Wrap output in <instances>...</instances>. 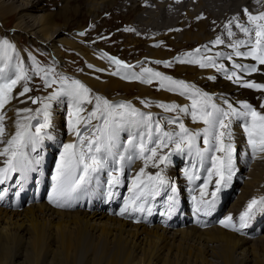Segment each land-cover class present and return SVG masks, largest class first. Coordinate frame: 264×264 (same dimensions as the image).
Returning a JSON list of instances; mask_svg holds the SVG:
<instances>
[{"label":"snow or ice","instance_id":"6c2138e0","mask_svg":"<svg viewBox=\"0 0 264 264\" xmlns=\"http://www.w3.org/2000/svg\"><path fill=\"white\" fill-rule=\"evenodd\" d=\"M247 14V23H235L246 37L230 43L228 47L233 52L227 54V59L231 60L233 56L251 58L256 64L243 65L235 63L233 67L237 71L227 72L223 64H216L212 57L202 56L195 58L200 53L197 48L195 53L189 52L186 58H176L179 63H197L201 68L215 67L217 71L226 72V78L233 83L240 84L241 87L264 91V84L257 83L254 80H245L243 74L251 75L261 71L259 67L264 65V12L253 15L244 10ZM233 22H229L225 27L228 28L229 37L235 35L231 31ZM83 35V33H81ZM214 44H224V40L217 37ZM246 51H240L241 48ZM15 47L7 40H0V60H4L3 66H0V157H3V166L0 167V184H4L13 174L20 173L21 180H27L31 173L39 170L41 158L32 156L27 150L31 147V152L42 144L45 138H51L45 131L50 127L51 101L64 95L69 98L71 110L68 112L67 126L69 131L75 136L74 142L62 145L58 161L55 166V172L51 177L52 195L49 201L56 207H71L72 201L77 198V194L85 191L93 182L96 174L104 169L108 172V195L112 196L113 188L121 185L125 169H130L137 161H143V167L139 169L132 177L130 195L125 199L119 215L126 213H144L150 212L145 204L149 197L157 195L163 186L169 181L161 174L156 172L152 174L146 172L151 164L153 168H159L161 164L167 166L170 163L172 153H182L187 151L189 155H194L199 168L205 170L206 175L202 178L198 174L197 166L186 170L187 179L195 185L196 181L202 179V183L195 186L192 191L194 211L207 215L210 213L219 197L218 193L226 189L235 173L234 154L236 148L233 146L231 128V118H241L244 123V131L247 135V143L251 149L252 158L264 154V113L257 111L255 107L247 102H241L240 108L234 107L227 100L224 103L227 109L218 106L212 102L209 94L196 89L194 85H189L184 81L173 80L171 77L164 76L159 72H154L151 68L143 69L148 77L143 80L145 83H152L154 78H158L161 87H167L169 91L178 92L180 95L190 94L192 100L191 109L187 106H181L175 103L159 104V107L169 113H180L190 115L193 122L202 123L204 127L198 131H191L180 120L179 115L168 118V124H174L178 130L168 131L159 121H153L151 114L141 113L130 103L111 104L108 100L99 96L95 97V108L87 116L82 115L85 109L82 107L84 102L92 103L89 98L90 89L83 85L79 80H69L68 77H61L60 87L50 96L40 98L28 97L33 104L42 103V108L37 109V115L42 116V122H38L33 130L30 121L35 116L21 115L22 113H31L30 108L18 109L16 121V131L9 138L5 139V118L3 111L5 106L14 98H19L30 93L32 89L28 86L31 77L24 66L17 62L11 63L9 52L14 53ZM205 51L210 49L205 46ZM217 56H223L224 53H217ZM111 62L118 69L128 68L122 61L115 57H109ZM160 63V61H156ZM166 66H171V62H165ZM44 72V86L51 88L57 83L55 78H48L47 72L36 66L35 74ZM118 74V73H113ZM140 78V77H137ZM215 79V77H210ZM19 86L21 90L13 96V91ZM26 101H21L24 103ZM264 108V104H261ZM93 120H99L100 123L93 125ZM127 126L130 129V136L126 146L121 149L119 143V130ZM203 136L205 148L199 147L198 138ZM227 138V143L225 142ZM174 145L172 152L161 155L158 150ZM211 185V192L208 191ZM172 195L169 196V213L175 209L177 203L176 188L172 187ZM3 196L0 195V200ZM264 207V197L253 198L249 201L246 209L239 216V227L233 221L232 216H228L220 223L225 228L240 231L244 228L249 219H251L253 210L257 207Z\"/></svg>","mask_w":264,"mask_h":264},{"label":"bare ground","instance_id":"6f19581e","mask_svg":"<svg viewBox=\"0 0 264 264\" xmlns=\"http://www.w3.org/2000/svg\"><path fill=\"white\" fill-rule=\"evenodd\" d=\"M43 1L44 0H0V22L3 24L4 28H7L9 20H14L11 29L8 31V33H11L14 41L16 40V38L19 39L21 35L28 36L30 41H33L41 46L43 45L44 48L50 52L51 56L56 60V62L60 64V66H62L64 62V59L62 58L63 45L74 47L80 50L87 59H91L97 62V64L89 62V65L92 66L86 65L90 70L97 71L98 73H102L103 69L106 73L109 72L108 70H112V75H108L110 79V89L108 91V94L110 96L108 97L104 94H98L91 90L85 83H83V78L79 74H75L74 71L66 70L71 77H76L83 85L90 89V94H93L94 97L99 96L103 99L108 100L110 103L124 98L131 100L137 106L148 107L155 110H163L159 107L160 102L158 103L153 98L152 101L154 104L146 103L143 100L148 99V96L151 94L149 88L143 87L144 85H140H150L149 83L143 82V80L147 77L143 75L145 73L141 69V65L137 63L140 57L136 59V61H129L131 62V65L126 69V71H129V77H123V74H121V72L124 68L118 69L117 66L111 62L109 56L104 54V52L98 51V49H96L97 47L95 46L94 48H88L76 43L74 38L80 39L84 36L80 35L79 37L78 33V35H74L73 33H71V31H69L70 25L69 18L67 16L62 20L61 23L57 22L51 16L52 14L45 15L41 13L43 12ZM85 1L86 3H89L87 12L92 15H95L96 13L99 15L101 4L110 7L119 0ZM146 1L147 0H125L123 1V5L120 6V9L124 10V12L133 8H136V14L140 12V14H138L139 16H135L136 23L134 24V22H130L131 29L133 31L132 33H134L136 38L139 39L137 42H139L141 39L140 37L143 36L146 37L147 42L157 39L159 43H162L167 40L169 45L174 43L182 44V41L186 40V44L195 45L191 48L199 47V49L201 50L199 54H196L195 58H200L202 56L216 57V59H219V61L226 64L227 69L231 71H237L238 74L242 73L239 69H235L233 67L235 63L243 65H252L257 63L251 58L235 56H233V58L229 60L227 59V54L233 52V49L228 47L230 43L246 39L244 34L235 27V23H247V14L244 11L245 9H247L248 12L252 13L253 15L264 12V0H179V3H176L181 6L179 7L178 23L180 29L184 25H189L192 19L199 20L201 17L205 16L203 20H199L196 24L197 28H200L198 31L186 30L185 32L181 33V35L179 36V40L175 38L174 30H170V28H167V26H170L174 29V27L177 25H173L174 21L176 20L175 15H172L170 19L166 18V20H173V22H168L166 25H163L165 24L164 22H159L158 17L156 19V15L154 16L153 14H151V11L148 8L149 4H144V2ZM168 3H171V1H168ZM134 4H138L139 6L134 7ZM195 6H198L197 9L199 10V12L194 11ZM94 18L96 19L97 16H94ZM230 21L233 22L231 31L235 33V35L231 37L227 35L228 28L225 27L229 24ZM157 23H162V26H160L161 24L156 25ZM4 28L2 29V27L0 26V30L2 32L6 31V28ZM77 28L83 29V27L81 26H78ZM213 28L215 29L213 30ZM169 31L172 32L170 33ZM70 34L74 35V38H71L69 36ZM153 35L155 36V38H153ZM217 37L223 39L224 44H214L213 42ZM163 38L166 39L163 40ZM205 46H207L210 51H205ZM147 48V57L150 59H156L160 62L162 60L164 61L170 56H175L174 60L176 61L175 65L177 69V74L175 75L179 78L186 79L188 82H190L191 85H194L196 89H199L201 92L209 94V96L212 97L213 103H216L218 106L227 109V105L224 103L226 99H223L222 97L228 96V93L236 95L240 98H247L249 99L248 101L255 102L259 107L261 106V102L253 96L258 94L259 96H257V98H264V91H254L248 88L241 87L240 85L233 83L232 80L227 79L226 75L222 74L220 71H217L215 67L201 68L197 63H179L176 59L178 58L177 53H172L149 44L147 45ZM183 48H187V50L190 49V47L188 46ZM183 51L181 53H186ZM240 51H246V49L242 47ZM217 53H224L225 55L217 56ZM108 54L110 55V57L116 56L112 55L113 53ZM0 55H3V53H0ZM117 57L121 58L120 56ZM119 58L116 59L119 60ZM182 58H186V54ZM1 61L3 60H0V66H3V64H1ZM259 67L262 70L252 73L250 75V78H252V80L256 81L257 83L264 84V65H261ZM138 68L142 73L137 70ZM114 72L118 74H113ZM98 77L102 78L101 76ZM117 77L125 81H135L137 83H140L139 87L143 91L140 95H145L133 96L127 94L124 96H115V89L121 88L123 90H126L128 93V91L134 87V85L122 82ZM210 77H215V79H210ZM33 79H35V77H33ZM154 80L155 78L153 79L152 83L154 82ZM30 88L33 89V84ZM145 88H147V91L145 90ZM20 90L21 88L17 86V88L13 91V96L15 97L16 93H18ZM157 91V89H154L155 93ZM53 92L54 91L52 88L49 93H42L41 98L48 97ZM163 92L164 90L162 91V93ZM170 92L176 93V95L178 97L180 96L184 100V102L179 103L178 101H174L171 99H168V101H164L160 98H154L161 100V103L164 104H171V102H176L178 105L187 106L189 107V109H191L192 100L189 98L190 94L180 95L175 91ZM26 95V103H21V97L14 98L3 109V111L6 113V118L4 121L6 129L5 139L9 138L16 131V121L19 119V117L17 116L18 109L30 108L33 110L31 113H22L21 115L34 116L37 114L33 113H35L36 110L39 109L43 102H46L42 101L40 103L33 104L31 100L28 99V97H33V95L35 94L30 92ZM57 100L58 99L51 101L49 112L50 118H53L55 120V123L61 126L64 124L67 118L65 119V117L57 114L58 108L55 106ZM93 110H91L90 112H92ZM261 111H264V108H262ZM87 113L88 110L85 109L82 115L86 116ZM183 116L184 122L186 123L187 127L191 128L192 131H198L204 127L202 123L193 122L190 115L183 114ZM235 122V117L231 118V125ZM235 130L242 131V124L241 126H238L236 123ZM119 134L120 131L118 135ZM72 137L73 134L71 133L67 139V143L71 142ZM242 143L243 142H239L238 145H241ZM3 147L4 145L0 144V148ZM158 152L161 155L164 153L159 150ZM3 160L4 158L0 157V163L3 162ZM141 167H143V161L135 165L133 169V176L136 175ZM157 169L158 168L151 167V164H149L146 172L154 174ZM245 174H247V177H245L244 183L241 185V192L234 200V202L229 206V213L234 216H237L243 208L247 207L250 200H252L253 198H257L259 195L264 193V154L259 155L253 165L245 171ZM2 189L3 184H0V191ZM8 193L9 191H7V194ZM2 203L4 204L2 205ZM2 203H0V264H41L38 262V259L41 256V252H43L42 246H44L47 235L49 233L48 225H51V223H49L48 221L58 222L56 225L59 228V244L62 248V261L64 263H68L71 258L76 255V251L80 249L85 250V247L87 248L89 241L88 235L91 233V230H95L99 227L98 229H100L103 234L113 233L116 235V245L114 246L117 251L114 252V255L110 258V262L108 264L127 263V260L122 263L119 262V257L122 255H120V250L122 248L120 239L125 232L135 236H140L141 234L145 233L147 234V236L156 237L157 240L164 242V244L177 245L179 248L184 249L187 248V244H189L184 242L188 240L192 241V239H195L194 242H199L203 245V247L201 246L202 248L200 251V255L202 257L206 258V255L219 257V259L224 264H249L250 262L251 264H264V232L257 236L249 237L247 235H242L235 231H231L224 227H221L220 224L212 225L206 228H200L196 225L169 228L159 224L148 225L146 223H135L127 218H124L123 216L108 214L103 210H89L82 200L76 199L72 201L71 207H62L59 209L50 206L44 201H40L34 204L32 203L30 206L24 208H9L6 205L8 203H11V200L9 198H4L2 200ZM40 214L45 216L48 221L43 223L40 222L37 219V216ZM23 218H28L30 220V223L26 224L24 220L21 221V219ZM3 219H5L8 223L6 226L2 227L1 221ZM67 223H71L74 226L70 227ZM12 224H16L17 228ZM26 230L29 231V233H27ZM23 234L28 235L24 237ZM179 237L181 240L177 242L176 239L178 238L179 240ZM73 250L75 251L72 253ZM48 252L49 251L47 249V253Z\"/></svg>","mask_w":264,"mask_h":264},{"label":"rangeland","instance_id":"374dc122","mask_svg":"<svg viewBox=\"0 0 264 264\" xmlns=\"http://www.w3.org/2000/svg\"><path fill=\"white\" fill-rule=\"evenodd\" d=\"M123 1L119 0L114 5L108 7L101 4V8L99 10V15L96 13L95 15L89 14L87 12L89 3H86L85 0H44L43 14L51 15L57 22H61L67 16L69 18V28L71 33L74 35H78L79 37L81 33H83V38H74V35H69L71 38H74L76 43L80 44L83 47L94 48L97 47L98 51L104 52L107 56L110 57L108 53H113L112 55L120 56L124 60L136 61L139 57V61L137 62L141 65V69L151 68L154 72H159L164 76L171 77L173 80L184 81L185 83L190 84L186 79L179 78L175 74H177L176 69V61L174 60L175 56H170L166 58L164 61L162 60L160 63H156V59H150L147 57L148 48L147 45H153L155 47L162 48L163 50L177 53V57H183L185 54L189 52H195L197 48H191L195 46L193 44H186V40L182 41V44H171L169 45L167 40L162 43H159L157 39L146 41V37L136 38L135 34L132 33L130 22L136 23V14L135 9L124 10L120 9V6L123 5ZM163 3H161V2ZM168 1L171 3H168ZM179 0H147L144 4H149L148 8L151 11V14L156 15V19L158 17L159 22H164L166 25L168 22H173L170 20H166V18L170 19L172 15H175V21L173 25H176L170 30H174L175 38L179 40V36L182 32L186 30L194 31L199 30L196 24L199 20H203L205 18L201 17L199 20L192 19L189 25H184L181 29L179 28V7H181L178 3ZM157 4V5H156ZM172 4V5H171ZM139 6L138 4H134V7ZM145 7V6H144ZM163 7V8H162ZM171 7V8H169ZM198 6L194 7V11L199 12L197 9ZM157 11V12H156ZM159 15V16H158ZM94 16H97L95 19ZM139 16V15H138ZM152 16V15H151ZM135 18V19H134ZM155 19V21H156ZM135 20V21H134ZM14 20H9L8 27L6 31L2 32L0 30V40H7L10 44H12L16 51L14 53L9 52L8 55L11 56V63H21L25 70L28 72L31 77V81L28 86L31 87L33 84V89L31 93H34L33 98L37 95L41 98L42 93H49L53 88V91H57L60 87L59 80L61 77H68L69 80H79L76 77H71L67 71H74L75 74H79L83 78V83H85L91 90L98 94H104L107 97L110 96L108 91L110 89L109 86V76L112 75L111 71L106 73L104 69L102 73H98L97 71L90 70L86 65H89V62L97 64L96 61L87 59L85 55L78 49L74 47H70L68 45H63V65L60 66L56 62V60L51 56L50 52L44 48V46L39 45L33 41H30L29 37L26 35H21L19 39L16 38L14 41L11 33L8 31L11 29ZM162 23H157L156 25L162 26ZM171 24V23H169ZM0 26L2 29L4 28L3 24L0 22ZM10 26V27H9ZM81 26L83 29H78L77 27ZM191 27V28H190ZM4 28V29H5ZM215 28H213L214 30ZM73 31V32H72ZM6 32V33H5ZM170 33L172 31H169ZM78 33V34H77ZM153 38L155 36L153 35ZM136 39V40H135ZM86 40V41H85ZM135 40V41H134ZM137 42V43H135ZM167 45H165V44ZM195 44V43H194ZM176 45V46H175ZM190 47L187 48L183 47ZM184 50V51H183ZM186 53H181V52ZM180 52V54H179ZM146 55V56H145ZM17 56V58H16ZM145 56V57H144ZM143 57V58H142ZM165 62H171V66H166ZM131 65V62H129ZM154 65H151V64ZM1 64H4V60L1 61ZM164 64V65H163ZM39 65L40 68L44 69L48 74V78H55L57 80L56 84H53L51 88H46L44 86L43 77L45 75L44 72H41L39 75L35 74L36 66ZM65 65V66H64ZM153 66V67H152ZM102 67V66H101ZM127 68H124L121 72L122 76L127 78L129 77V71H126ZM139 69V68H138ZM67 70V71H66ZM140 70V69H139ZM162 70V71H161ZM79 71V72H76ZM164 72V73H163ZM116 73V72H114ZM170 73V74H166ZM101 76L102 78H99ZM35 77V79H33ZM118 78V77H117ZM120 79V78H118ZM122 82L126 84L134 85L132 89H130L127 93L126 90L121 88L115 89L114 95H140L143 91L140 89L139 84L135 81H125L120 79ZM80 81V80H79ZM150 85H144L143 87H147L150 90V94L148 99H143L146 103L154 104L152 98L156 100L158 103L161 100L155 99L160 98L164 101H168V99L178 101L179 103L184 102V100L176 93H171L166 87H161V82L158 78H155L153 83H149ZM158 87V88H157ZM147 88L145 90L147 91ZM154 89L158 91L155 93ZM164 92L162 93V91ZM160 91V93H159ZM122 92V93H119ZM140 95V96H144ZM258 94L253 96L258 99L261 104H264V98H257ZM27 97V95H26ZM38 97V96H37ZM155 97V98H154ZM89 98L92 100V103L84 102L90 110L95 108V97L93 94H90ZM238 104L241 102L249 100L247 98L241 99L237 97ZM22 101H27L25 96L20 98ZM26 103V102H25ZM18 104V103H16ZM254 104V103H253ZM258 109L261 111L262 108L258 106ZM27 204H23V208L27 207ZM30 214V213H29ZM9 219V218H7ZM28 218L21 219L24 220L26 224L30 223ZM37 219L40 222H47V218L43 215H38ZM51 225H48L49 233L46 238V242L43 247V252H41V256L38 259V262L41 264H108L110 262V258L114 255L116 242V235L113 233L103 234L100 229L96 228L95 230H91L89 236L88 246L84 249H80L76 251V255L71 258V260L67 263L62 261V248L59 244V228L57 227V221H48ZM55 222V223H54ZM7 221L3 219L1 221V226H6ZM25 224V225H26ZM70 227L74 226L71 223H67ZM17 228L16 224H12ZM24 225V226H25ZM25 231V230H24ZM232 231V230H231ZM27 233L29 231L26 230ZM25 232V233H26ZM101 232V233H100ZM26 237L28 234H23ZM251 237V236H249ZM178 238L176 241H180ZM195 240V239H194ZM194 240H188L184 243L187 244V248H179L177 245H169L164 244V242L159 241L156 237L147 236V234L143 233L140 236H135L128 233H123L121 241V250L119 262H124L127 260L126 264H224L219 257H215L212 255H206L204 258L200 254L202 244L199 242H194ZM202 246V247H201ZM48 249V253H47ZM24 250V249H23ZM45 251V252H44ZM52 251V253H51ZM75 250L72 251V253ZM59 252V253H58ZM199 254V255H198ZM203 258V259H202ZM51 259V260H50ZM57 262V263H56ZM72 262V263H71ZM129 262V263H128ZM251 264V262L249 263ZM258 264V263H257Z\"/></svg>","mask_w":264,"mask_h":264}]
</instances>
